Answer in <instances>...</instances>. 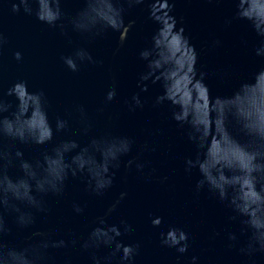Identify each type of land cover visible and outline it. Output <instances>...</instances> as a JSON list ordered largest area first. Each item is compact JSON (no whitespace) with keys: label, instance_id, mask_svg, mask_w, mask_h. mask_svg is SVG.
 <instances>
[{"label":"water","instance_id":"water-1","mask_svg":"<svg viewBox=\"0 0 264 264\" xmlns=\"http://www.w3.org/2000/svg\"><path fill=\"white\" fill-rule=\"evenodd\" d=\"M0 37V264H264V0H0Z\"/></svg>","mask_w":264,"mask_h":264},{"label":"clouds","instance_id":"clouds-1","mask_svg":"<svg viewBox=\"0 0 264 264\" xmlns=\"http://www.w3.org/2000/svg\"><path fill=\"white\" fill-rule=\"evenodd\" d=\"M129 7H131L134 3L135 0H128ZM13 10L16 11L17 6L14 4L13 5ZM3 40L2 37H0V46H2ZM16 58L20 59V54L16 53ZM73 70L75 68L73 67ZM114 95V93H113ZM229 239L234 240V236H230ZM163 244L167 245L168 247H175L176 251L180 254H184L188 251V235L185 233L184 234V243L182 246H176L174 244L169 243L168 241H162ZM140 244H127V245H122L120 248L114 250V255H117L119 257L120 264H133V261L136 257V255L139 254V249H140ZM196 257H193V264H195Z\"/></svg>","mask_w":264,"mask_h":264}]
</instances>
